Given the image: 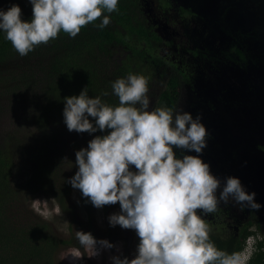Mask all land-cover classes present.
<instances>
[{
	"label": "trees",
	"instance_id": "trees-1",
	"mask_svg": "<svg viewBox=\"0 0 264 264\" xmlns=\"http://www.w3.org/2000/svg\"><path fill=\"white\" fill-rule=\"evenodd\" d=\"M120 1L118 12L105 13L111 23L104 29L89 24L75 38L61 32L55 42L36 47L42 58L48 55L50 60L41 70V97L47 103L58 98L54 95L58 83L64 94L67 88L72 96L86 87L91 97L107 91L102 100L116 106L111 83L132 71L160 80L153 108L177 109L185 86L191 94L186 112L193 119L199 117L206 128V147L201 153L174 147L176 157L199 156L207 163L221 182L218 198L226 179L235 177L247 193H255V202L261 205L259 210L247 206L241 210L234 201L221 202L220 213L214 215L217 222L206 218L208 226H213L210 239L218 249L241 254L248 238L256 236L246 264H264V234L257 235L258 215L264 213V0H160L168 12L167 21L176 25L169 37L163 26L148 22L143 12L145 22L131 20L138 0ZM15 2L22 20L30 22V2L0 0V9ZM116 44L129 50L117 71L95 62L97 56L107 55L109 45ZM12 49L0 31V59ZM33 227L9 231L0 216V264H47L52 241L45 235L38 238Z\"/></svg>",
	"mask_w": 264,
	"mask_h": 264
},
{
	"label": "clouds",
	"instance_id": "clouds-1",
	"mask_svg": "<svg viewBox=\"0 0 264 264\" xmlns=\"http://www.w3.org/2000/svg\"><path fill=\"white\" fill-rule=\"evenodd\" d=\"M29 2L30 22L21 19L16 4L0 10V31L21 57L61 32L75 38L89 24L104 29L111 23L105 13L119 11V0ZM111 88L118 105L102 100L107 91L90 98L86 87L78 96L64 98L63 116L70 132L110 130L75 153L78 171L68 183L97 209L118 202L120 212L108 217L110 225L132 229L139 237L134 258L114 255L112 264H245L247 258L239 252L216 247L198 211L213 214L221 202L230 200L241 210L245 206L259 210L255 193H247L238 178L228 177L218 198L221 182L209 165L199 156L177 158L173 150L201 153L206 147L207 132L199 117L193 119L190 113L171 107L149 110V81L143 75L129 73L113 81ZM75 235L93 256L115 247L107 240L97 241L91 233L76 231Z\"/></svg>",
	"mask_w": 264,
	"mask_h": 264
},
{
	"label": "rangeland",
	"instance_id": "rangeland-1",
	"mask_svg": "<svg viewBox=\"0 0 264 264\" xmlns=\"http://www.w3.org/2000/svg\"><path fill=\"white\" fill-rule=\"evenodd\" d=\"M138 2L139 6H132L131 20L134 23L145 22L143 12L148 22L155 21L160 27L163 26L167 37L171 36L176 25L167 21L168 12L160 0ZM15 4L20 7L18 3ZM107 51L104 58L97 56L95 62L100 61L105 69L117 71L129 55V50L116 44L109 45ZM57 53L62 55L60 50ZM48 59V55L42 58L36 48L24 57L12 49L0 59L1 219L9 231L22 230L33 224L38 238L42 240L45 235L51 240L53 247L47 264H112L110 257L114 255L132 259L136 255L139 237L132 229L111 226L108 219L111 214L120 212L119 203L97 209L88 198L83 197L80 190L68 183L78 171L75 153L86 148L95 136L108 134L109 131L89 134L67 129L63 116L64 98L72 96L67 93V88L64 94L55 82L58 92L55 89L54 95L58 98L47 103L41 97L44 85L41 70L50 61ZM147 79L149 110H152L155 95L162 84L158 77ZM181 95L177 110L186 112L191 94L184 86ZM89 119L94 123L91 117ZM130 168L135 171L134 166ZM218 213L220 208L211 218L198 211L205 221L210 217L208 219L213 223L217 222ZM258 219L261 228L257 230V235L261 237L264 234V213L258 215ZM207 224L210 225L209 222ZM76 231L91 233L97 241L107 240L115 247L101 250L99 255L93 256L92 249L80 245ZM255 241L256 236L249 237L241 253L242 256L247 254L245 264L254 251Z\"/></svg>",
	"mask_w": 264,
	"mask_h": 264
},
{
	"label": "bare ground",
	"instance_id": "bare-ground-1",
	"mask_svg": "<svg viewBox=\"0 0 264 264\" xmlns=\"http://www.w3.org/2000/svg\"><path fill=\"white\" fill-rule=\"evenodd\" d=\"M248 253V252H247ZM243 255V254H242ZM243 257H246L247 258V254H245Z\"/></svg>",
	"mask_w": 264,
	"mask_h": 264
}]
</instances>
